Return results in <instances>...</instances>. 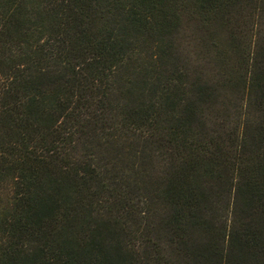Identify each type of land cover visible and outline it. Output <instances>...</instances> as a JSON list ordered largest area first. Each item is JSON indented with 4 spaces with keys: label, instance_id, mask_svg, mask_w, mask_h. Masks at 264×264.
Segmentation results:
<instances>
[{
    "label": "trees",
    "instance_id": "obj_1",
    "mask_svg": "<svg viewBox=\"0 0 264 264\" xmlns=\"http://www.w3.org/2000/svg\"><path fill=\"white\" fill-rule=\"evenodd\" d=\"M0 264H264V0H0Z\"/></svg>",
    "mask_w": 264,
    "mask_h": 264
},
{
    "label": "rangeland",
    "instance_id": "obj_2",
    "mask_svg": "<svg viewBox=\"0 0 264 264\" xmlns=\"http://www.w3.org/2000/svg\"><path fill=\"white\" fill-rule=\"evenodd\" d=\"M222 204H224V200H223V203L221 202V205ZM219 205V204H218ZM220 206V205H219ZM226 213L228 214V212H226V211H223L221 214H224V218H225V215H226Z\"/></svg>",
    "mask_w": 264,
    "mask_h": 264
}]
</instances>
